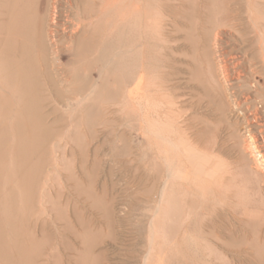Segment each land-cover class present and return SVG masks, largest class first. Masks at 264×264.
<instances>
[{
	"label": "rangeland",
	"instance_id": "obj_1",
	"mask_svg": "<svg viewBox=\"0 0 264 264\" xmlns=\"http://www.w3.org/2000/svg\"><path fill=\"white\" fill-rule=\"evenodd\" d=\"M260 3L117 0L92 28L113 23V63L80 46L38 64L56 84L40 73L34 113L0 67V264H261L264 191L231 116L264 94Z\"/></svg>",
	"mask_w": 264,
	"mask_h": 264
},
{
	"label": "bare ground",
	"instance_id": "obj_2",
	"mask_svg": "<svg viewBox=\"0 0 264 264\" xmlns=\"http://www.w3.org/2000/svg\"><path fill=\"white\" fill-rule=\"evenodd\" d=\"M116 3L117 0H0V14L2 15L0 21V67L8 80L16 83L15 97L20 103L28 105L31 111H34L33 103L41 98L39 93L41 88L40 73L44 74L51 84L55 83L47 72H42L37 68L38 64L61 66L60 61L65 57L67 51H74L72 59L76 60L80 46L85 47L89 52L96 50L98 53L101 52L105 64L115 59L113 23H110L102 35L94 33L95 29L92 28L95 27L97 19L102 14L112 16ZM256 6L258 7V5ZM259 7L264 9V3H260ZM39 9H42V15L38 13ZM111 20L112 18H110ZM261 29L264 30L263 27ZM33 45L37 46L38 51H35ZM65 78L67 77H63V79ZM69 78L74 79L75 75H69ZM248 90L250 91L241 100L231 101L232 110H230L232 120L240 126L238 130V137H240L237 144L239 152H237L241 153L243 159L239 158L246 163V165L243 164L247 167L248 173L254 175L259 191H264V94L260 93L254 84ZM6 141L7 134L5 131H0V152L6 146ZM223 151L221 150V153ZM16 152L17 155H20L19 150ZM220 156L216 158H220ZM237 160V163L242 166V162ZM217 170L215 164L207 174L211 180H214L213 182L217 179ZM256 191L258 192V190ZM240 222V219L235 218L234 222H230V226L235 227ZM260 241L264 245V239ZM259 261L264 264V257L260 256Z\"/></svg>",
	"mask_w": 264,
	"mask_h": 264
}]
</instances>
